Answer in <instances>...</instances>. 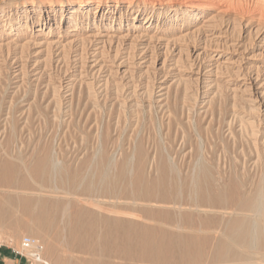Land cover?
Masks as SVG:
<instances>
[{"label": "rangeland", "instance_id": "1", "mask_svg": "<svg viewBox=\"0 0 264 264\" xmlns=\"http://www.w3.org/2000/svg\"><path fill=\"white\" fill-rule=\"evenodd\" d=\"M70 2L0 0V167L12 165L0 171V199L14 195L31 200L32 208L38 199L71 202L103 216L133 218L123 209L137 204L120 197L129 191L125 176L139 167L155 176L162 161H173L166 173L178 185L161 192L180 201L217 197L236 182V173L243 192L264 188V23L214 11L187 20L176 6L121 0L118 7L109 2L112 13H98L95 21L91 6L78 33H69ZM28 8L33 11L26 13ZM74 33L81 40L68 44ZM191 179L200 186L180 185ZM15 205L17 216L1 219L0 230L3 247L19 258L26 261L20 253L24 236L43 243L49 264L100 257L50 247L56 240L35 234L40 224ZM181 207L195 217L231 215Z\"/></svg>", "mask_w": 264, "mask_h": 264}, {"label": "bare ground", "instance_id": "2", "mask_svg": "<svg viewBox=\"0 0 264 264\" xmlns=\"http://www.w3.org/2000/svg\"><path fill=\"white\" fill-rule=\"evenodd\" d=\"M120 1L121 0H71L70 4H71V10H72L71 11L72 20L70 19V22L72 21V23L68 28V32L70 33V32L79 31V26L81 25L80 21L83 20L86 16H89V13H91L92 10H93V13H95V16H94V21H95V19L97 17L96 14H98V13H99V15L102 14L103 15L102 17H104L105 15L112 13L110 3L113 2L115 4V6L118 7L121 5ZM142 1H144L147 5H151L153 7L159 6V5H168L170 7L176 6V7H174V10H177V9L184 10L185 11L184 18L187 20L192 19V18L195 20L196 18H198V16L203 15L204 13H206L208 11H210V12L214 11L217 13H224L225 15L227 13L233 12L237 16H240L242 18L245 17L247 20L249 19V21L256 20L259 23H264V0H142ZM129 3H130L129 5L133 6L132 1H129ZM33 6L34 5H32V7ZM91 6H94V8L92 10H91ZM85 9H86V11H85ZM105 9L106 10L108 9L107 12ZM32 11H33L32 8H28L26 10V13L32 12ZM225 15H224V17H225ZM136 18H137V16L134 18V20ZM234 18H236V17H234ZM243 20L244 19H242V21ZM253 22H255V21H253ZM10 23H12V22L10 21ZM20 24L23 26L22 28H25L28 25L27 23H22V22ZM36 30L40 31L42 29L38 28ZM198 30H199V28H198ZM204 30H205V28H204ZM77 33H74V35H72L73 39L71 38L69 40L68 44H73L75 42L77 43V41L79 40V37H77ZM143 34L144 33H142V36H143ZM189 35H190V33H189ZM142 36H140V38H142ZM152 36L149 37V39L152 38ZM186 36H187V34H186ZM80 37H81V35H80ZM86 37H88V36H86ZM135 37H137V36H135ZM82 38H84V37H82ZM151 41H152V39H151ZM86 42L88 43V39ZM95 42H98V41H95ZM15 43H16V41H15ZM52 43H51V45H49V47L52 46ZM84 43H85V41H84ZM87 43H85V44H87ZM98 43H102V42L99 41ZM79 44H80V42H79ZM85 44H84V46H85ZM81 45H83V44H81ZM16 46L17 45H15V47ZM56 46H57V43H56ZM97 46H99V45H97ZM52 47H55V46H52ZM71 47H74V46L72 45ZM17 48L18 47H16V49ZM69 49H71V48H69ZM96 53H97V51H96ZM15 59H17V58H15ZM124 59H126V58H124ZM13 122L15 123V121H13ZM107 123H109V122H107ZM109 131H110V129H109ZM141 136H142V134H141ZM145 142H146V140H145ZM202 144H204V143H202ZM140 145H141V142H140ZM82 146H83V144H82ZM147 146H148V144H147ZM153 146H154V144H153ZM86 147L88 148V146H86ZM141 147H142V145L140 146V148ZM143 147H144V145H143ZM161 148H162V146H161ZM162 150L163 149H161V152H162ZM55 152H53V153H55ZM170 152L173 153L172 151H169V153ZM199 153L200 152H198V154ZM94 154L95 153L93 152V155ZM161 154L163 156V153H161ZM199 157H200V155H199ZM53 158H54V156L51 159L53 160ZM195 160H196V158H195ZM171 162H173V161H171ZM171 162H169V164ZM200 162L197 161V163H200ZM56 163H59V161ZM51 164H52V161H51L50 165ZM167 164L168 163L162 161L161 169H159L157 171V174L155 176H152V177L148 176L145 172L146 170H149V169H144L143 167H139L134 174H130L129 176H125V178L127 179L126 183L128 184L127 189L129 188L128 189L129 191L127 192L125 190L126 193L123 194L124 196H120V197L125 198L127 200H130L131 204L132 203L137 204V205H139V204H142V205L143 204H146V205L164 204V205H168V207L180 209V210H176V212H174V213H172L168 210H163V209L162 210H154L152 208L149 209L147 207H139L137 205L136 206H134V205L130 206L129 205L128 208L123 209L124 210L123 212H125L124 214H128L130 216H133V218H121V217H112L109 215L103 216L101 214H96L95 212L88 210L87 208L79 207L80 205L78 206V204H73L71 202H67L65 205L61 206V205H59L58 202H55V201L54 202H48V201H43V200L38 199L36 201L34 207L32 208V207H28V205L32 202L31 200H22V199L16 198L14 195H12L13 197H8L7 199H4V197H2L3 200L0 199V220L6 219L8 217L14 218L17 216L15 213V210H14L15 207H13V205L16 204L17 206L18 205L23 206L25 208V209H23L25 211L24 213H26L29 216H33L34 219L38 222V224H40V227H37L33 232L35 234H37V233L43 234V232H45L46 233L45 234L46 236L44 235L45 237H47V235H48L54 241L56 240V242H54V244H50L51 246L49 245L50 247H54L56 249H58L59 247H62V248L64 247L67 249V251L69 250V252L72 250V251L79 252L81 254L99 255L100 256L98 258H91L88 260L86 259L85 264H264V188L263 187L257 188L255 191H252L250 193L243 192L242 188H240V185H239L241 183L238 184V182H237L239 174L236 173V175H238L237 180H235L236 182L231 183L230 186H227V184H226L227 187H223L221 192L218 193L217 197H214V198H211V196L210 197L208 196V198L204 197L205 200H203V201L205 203L203 201L198 202V201H191V200L180 201L176 198L177 196L176 197L170 196V198H169L167 194H165L163 191L161 192V190H163L164 188L165 189L170 188V187L173 188L174 186L178 185L177 182L171 180L168 177L166 170L169 166L167 167ZM47 165H49V164H47ZM95 165H96V163H95ZM1 166L2 167H0V171H4V170H7V168H10L12 165L6 161V163H4ZM203 166H200L201 169L203 168ZM172 167H174V166H172ZM191 168L197 169L199 167L197 166L196 168H194V167H191ZM181 169H183L182 166H181ZM189 169L187 171H189ZM152 171H154V170H152ZM187 171H186V174L188 175ZM192 171H194V170H192ZM172 172H174V171H172ZM231 173H232V171H231ZM234 173H235V171H234ZM66 174L67 173H65V175ZM189 174H190V172H189ZM263 176H264V173H263ZM43 178H44V176H43ZM46 178H47V176H46ZM187 178H189V176H187ZM191 178H192V176H191ZM197 178H198V176H197ZM206 178H208V176H206ZM222 178H223V176H222ZM177 180L178 179H176V181ZM191 180L190 181L184 180V183H182V184L180 183V185L185 184L186 187L189 186V187H193L194 189L196 187L200 186V184H199L200 182L196 181L195 179H193L192 181ZM197 180H199V179H197ZM5 181L9 185L8 179H6ZM181 181H183V180H181ZM238 181H240V176H239ZM241 181H242V179H241ZM206 182H208V181L206 180ZM242 182H244V184H246L245 183L246 180H244ZM263 182H264V180H263ZM259 183H261V182H259ZM259 183H258V185H259ZM87 184H88V182H87ZM95 184H96V182H95ZM97 184H98V182H97ZM263 185H264V183H263ZM243 186H245V185H243ZM97 187L98 186H96V188ZM121 190H122V188H121ZM192 190H191V192H192ZM99 191H101V190H99ZM109 192L112 193V190ZM197 192H198V190H197ZM202 192H203V189H202ZM205 192H207V191H205ZM111 193H109V195ZM173 193H174V191H173ZM178 193H180V192H178ZM91 194L94 196V193L91 192ZM99 194H100V192H99ZM188 194H189V192H188ZM106 196H107V194H106ZM110 196H108V198ZM205 196H206V193H205ZM99 204H100V202H99ZM99 204H97V206H99ZM182 205H184V207L186 206L185 208H194L197 211L202 210L201 209L202 207H205V208L208 207L207 209H205L206 211H208V210L211 211L214 208H220V209H216V210H222V211L223 210L224 211L230 210L231 215L228 216L227 218L225 216H222L220 218L210 217V216H205V217L196 216L195 217L194 216L195 214L193 215V214L188 213V212L182 213V211H181V209H183V207H181ZM102 212H103V210H102ZM116 212L120 213L122 211L116 210ZM29 216H28V218H29ZM30 219L32 220V218H30ZM47 240H49V239H47ZM105 257H107V258H105ZM254 258H257V260L258 259L259 260L258 261H252V260H255ZM116 259H118V260L123 259L124 262L123 261L117 262ZM66 264H73V262L70 259V261H67Z\"/></svg>", "mask_w": 264, "mask_h": 264}, {"label": "built area", "instance_id": "3", "mask_svg": "<svg viewBox=\"0 0 264 264\" xmlns=\"http://www.w3.org/2000/svg\"><path fill=\"white\" fill-rule=\"evenodd\" d=\"M4 243V237L0 230V249L5 245ZM21 247L23 252L20 253L29 264H49L44 256V245L39 239L24 236L21 241Z\"/></svg>", "mask_w": 264, "mask_h": 264}, {"label": "crops", "instance_id": "4", "mask_svg": "<svg viewBox=\"0 0 264 264\" xmlns=\"http://www.w3.org/2000/svg\"><path fill=\"white\" fill-rule=\"evenodd\" d=\"M0 264H29L24 259L16 256L11 250L2 247L0 249Z\"/></svg>", "mask_w": 264, "mask_h": 264}]
</instances>
